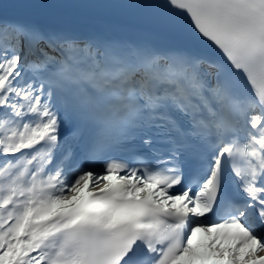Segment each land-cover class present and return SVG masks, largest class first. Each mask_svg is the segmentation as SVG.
Returning a JSON list of instances; mask_svg holds the SVG:
<instances>
[{
	"label": "snow or ice",
	"instance_id": "6c2138e0",
	"mask_svg": "<svg viewBox=\"0 0 264 264\" xmlns=\"http://www.w3.org/2000/svg\"><path fill=\"white\" fill-rule=\"evenodd\" d=\"M0 264H264V0H0Z\"/></svg>",
	"mask_w": 264,
	"mask_h": 264
}]
</instances>
